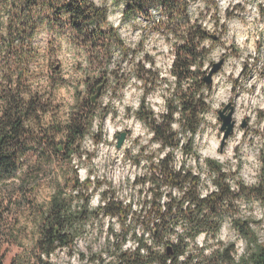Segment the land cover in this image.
<instances>
[{"label":"clouds","instance_id":"obj_1","mask_svg":"<svg viewBox=\"0 0 264 264\" xmlns=\"http://www.w3.org/2000/svg\"><path fill=\"white\" fill-rule=\"evenodd\" d=\"M0 160L9 264H264V0H0Z\"/></svg>","mask_w":264,"mask_h":264},{"label":"rangeland","instance_id":"obj_2","mask_svg":"<svg viewBox=\"0 0 264 264\" xmlns=\"http://www.w3.org/2000/svg\"><path fill=\"white\" fill-rule=\"evenodd\" d=\"M3 264H9V261H8V254L5 253V256L3 258Z\"/></svg>","mask_w":264,"mask_h":264},{"label":"trees","instance_id":"obj_3","mask_svg":"<svg viewBox=\"0 0 264 264\" xmlns=\"http://www.w3.org/2000/svg\"><path fill=\"white\" fill-rule=\"evenodd\" d=\"M186 108L188 107V105L185 106ZM59 151V148L57 149ZM0 163H7L6 160H0ZM0 264H3V259H0Z\"/></svg>","mask_w":264,"mask_h":264}]
</instances>
